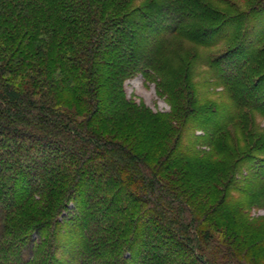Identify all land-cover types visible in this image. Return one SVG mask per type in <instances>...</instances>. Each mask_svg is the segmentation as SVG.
<instances>
[{
    "label": "trees",
    "instance_id": "trees-1",
    "mask_svg": "<svg viewBox=\"0 0 264 264\" xmlns=\"http://www.w3.org/2000/svg\"><path fill=\"white\" fill-rule=\"evenodd\" d=\"M225 1L0 0V264H62V250L76 264H264V217H250L264 209V12L250 20L264 0L219 24ZM230 35L209 64L230 111L198 137L210 152L174 159L187 124L212 113L186 94L164 120L176 142L158 148L161 117L125 82L157 74L172 39ZM236 125L248 148L226 167L213 146Z\"/></svg>",
    "mask_w": 264,
    "mask_h": 264
},
{
    "label": "rangeland",
    "instance_id": "rangeland-1",
    "mask_svg": "<svg viewBox=\"0 0 264 264\" xmlns=\"http://www.w3.org/2000/svg\"><path fill=\"white\" fill-rule=\"evenodd\" d=\"M255 1L258 0H226L222 6H214L215 8H213V10L221 12L223 18L219 22L220 24L225 19H229L235 15L241 16L248 13ZM263 12L264 10H260L257 15L251 17L250 20L252 25L257 24V18ZM242 19L248 23L249 18L245 16ZM194 25L198 27L207 26L196 21L194 22ZM234 31L235 29L233 32L228 33H234ZM213 38H215V36L210 37V40ZM224 38L225 37L223 36L222 38L216 40V46L212 48H207L206 45L197 41L184 42V38L172 39L163 48L162 54L159 58L162 67L157 74L151 75L150 78H146L143 75H138L135 78L129 79L125 82V91L129 100H133L138 105L144 106L148 111H150L151 114H156L161 117V119H159L160 123L157 122V127L161 132V138L159 137L156 140L158 148L164 147L166 150L167 147L174 145L176 142L180 133L178 134L177 132L176 134H173L169 140H167L163 134L168 132V127H171L168 126L167 121L169 120V115H171V112L173 111V106H175L177 103H182V105H184L183 100L185 99L186 94H188L190 97V105L192 108L199 111H204L205 108H208L212 113L211 120L215 122L211 121L210 125L208 126L206 123H203L201 116L195 121L193 120L187 124L184 131L181 133V143H179L178 146L176 145V151L173 155L174 159L181 155L182 151H185L188 148H201V150L210 152L212 148L211 146H195L196 142L199 140L198 137H205V126L206 128L210 129L211 126L217 124L216 120L221 121L223 119V116L228 109L230 111L231 102L230 97L227 95L228 89H226L223 83L219 80L216 71L210 69L209 66V64H211L210 61H213L215 57H218L232 46V36L228 38V40H224ZM257 38V35L253 36L251 41H255ZM169 87H175L181 92L176 96L178 98L177 100L176 97L169 98L167 93H165ZM164 120L167 121L164 122ZM258 122V125L261 128H264V119L259 117ZM235 127L236 128L230 130L228 134H225L224 136H221L219 139H217L215 141V145L213 146L214 151L216 150L217 152L218 159L222 158V160L225 161L228 159L223 163L226 167L230 165V160H234L236 156L245 154L248 148L247 144H245L248 141L246 136L243 137V130L240 131V128L237 127V125ZM152 148L153 147L150 145H146L144 147L146 152H149L148 154L151 155L148 161L151 166L154 167L158 164V160H156L154 156L157 154L159 149ZM193 158H195V155H193L190 160L193 161ZM248 168H254V166L244 164L241 168V173L246 175L249 170ZM241 179H243V177L239 176V180ZM72 209L73 206H69V208L64 212L63 216L71 214ZM250 217L251 219L264 217V209L253 208L251 210ZM261 230H264V228ZM34 239H36V237ZM31 257L32 245H29L25 248L22 258L23 260L28 261ZM58 258L61 260L62 264L66 260L67 264H76V262L72 261L71 257L68 256L63 250L59 252Z\"/></svg>",
    "mask_w": 264,
    "mask_h": 264
}]
</instances>
